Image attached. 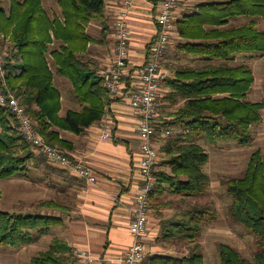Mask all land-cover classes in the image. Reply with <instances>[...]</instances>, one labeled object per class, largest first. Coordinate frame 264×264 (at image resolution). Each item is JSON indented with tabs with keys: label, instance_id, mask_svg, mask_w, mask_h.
Segmentation results:
<instances>
[{
	"label": "trees",
	"instance_id": "16d2710c",
	"mask_svg": "<svg viewBox=\"0 0 264 264\" xmlns=\"http://www.w3.org/2000/svg\"><path fill=\"white\" fill-rule=\"evenodd\" d=\"M7 1V8L0 5V38L9 42L11 53L6 56V73L4 78L0 77V86L5 85L19 98L48 143L71 150L73 143L61 137L60 131L82 134L108 111L110 93L105 78L96 74L84 59L89 43L94 40L86 27L91 21L104 23L105 0H56L61 17L50 16L41 0ZM238 17L245 22L237 25L234 23L238 21L230 22ZM256 19L264 21V0L201 3L197 12L176 22L182 39L177 43L178 49L198 57L202 63L177 66L174 77L164 81L171 89L169 100H182L176 111L169 114L173 118L165 123L169 127L178 126L181 131L169 135L162 146L164 156L159 164L168 170H155L158 181L149 199L160 209L169 204L160 201V197L170 193L177 197L179 205L187 207L182 218L162 224L165 241L174 238L196 241L215 220L210 208L199 207L190 200L206 193L211 182L206 171L209 153L200 140L211 144L235 141L242 145L253 140L250 127L261 120L264 102L246 100L254 74L247 65L236 63L235 56L264 55V28L258 26ZM13 59L18 62L15 66ZM55 73L70 80L82 104L80 109L60 114L61 95L53 84ZM17 126L14 114L0 104V179L24 170L33 154ZM222 184L232 198L229 220L254 234L257 250L249 259L221 242L218 244L221 263L264 264V161L260 150L252 152L241 176L223 177ZM155 204L151 206L160 215ZM61 222L56 215L17 214L0 209V246L29 244L34 240V231L42 235ZM76 262L74 249L58 237L32 258L33 264ZM147 264H205V261L201 245L196 242L188 255L156 254Z\"/></svg>",
	"mask_w": 264,
	"mask_h": 264
},
{
	"label": "crops",
	"instance_id": "0c3cea01",
	"mask_svg": "<svg viewBox=\"0 0 264 264\" xmlns=\"http://www.w3.org/2000/svg\"><path fill=\"white\" fill-rule=\"evenodd\" d=\"M41 1L50 16L61 17L56 0H49L47 5H45L44 0ZM160 1L131 0L128 7L126 20L130 28L129 64L123 76L128 89L138 85L136 68L146 61L147 49L156 36V15L160 7ZM213 1L223 0H180L177 8V20L184 18L187 14L197 12L199 4ZM123 9H126L125 0H105L104 23L91 21L86 27L94 40L89 43L84 59L96 74L104 78L113 63L115 54L114 21L117 13ZM242 19L238 17L237 20L231 19L230 22H240L243 21ZM256 21L260 28H264V23L260 19H256ZM181 40L176 28L174 41L162 57V66L167 72V78L174 77V70L179 63H183V66H196L202 63L198 57L186 55L178 49L177 43ZM257 58L258 55L254 53L237 54L235 62L252 68V64ZM12 62L14 63L13 66L18 64V62L15 63L14 59ZM19 72L20 68L17 67L16 73ZM61 76L55 73L53 84L61 95L60 114L63 115L65 102H67L66 107L68 110L73 109L71 106L73 93L75 95V92L70 80L69 83ZM255 81L256 77L254 75L252 85L255 84ZM170 91L171 89L163 83L159 94L160 104L167 99ZM251 91L252 87L249 93ZM81 106L82 104L80 108ZM107 110L104 118H109L113 125L110 138L100 136L98 123L85 129L82 134H76L68 130L60 131L61 137L73 143V148L69 152L73 156L81 158L92 168L93 175L97 179L95 182H89L56 166L44 154L34 150H32L33 154L26 162L25 169L21 171L25 173L26 182L29 185L43 182L47 186L52 185L55 187L56 191L52 192L51 197L48 195L49 193L43 195L42 203L32 204L28 209V211L33 212L31 214L56 215L62 219L60 224L53 226L56 231H60V236L55 237L67 241L76 254L82 250L87 251L94 258L95 264H122L120 257L123 256L125 250L133 242L128 224L132 216L135 195L142 184L140 173V145L142 139L136 130L137 115L131 108L127 97L109 95ZM170 129L162 126L159 135L155 130L152 140L156 147L161 143L158 138L168 134L165 132L166 130L171 134L173 133L172 135L181 131L178 126H173ZM206 171L208 172L207 166ZM17 173L10 176L8 184L16 179L14 177ZM1 180L0 197L4 194ZM49 201L52 203L47 204L46 202ZM171 209L183 214L180 207ZM173 218L172 220H176L182 218V216L174 215ZM163 221L160 215L155 214V209L151 206L150 201L142 264H147L149 258L156 254L183 256L187 255L186 252L190 249L189 245L192 242L189 243L188 241H184L185 244L181 246H178L176 241L170 244L163 243L161 228L166 220ZM174 240L176 239L174 238ZM2 247L7 246H0V264H19L18 254L4 250L5 248ZM41 251L43 250H39V252ZM34 256L32 255L30 258L31 263Z\"/></svg>",
	"mask_w": 264,
	"mask_h": 264
},
{
	"label": "built area",
	"instance_id": "2783aa9c",
	"mask_svg": "<svg viewBox=\"0 0 264 264\" xmlns=\"http://www.w3.org/2000/svg\"><path fill=\"white\" fill-rule=\"evenodd\" d=\"M180 0H161L156 15L157 33L147 49L146 61L136 68L138 85L126 89L123 76L129 64L130 28L127 23L128 7L131 0H125L126 9L117 13L114 21L116 47L113 63L105 74V85L112 96H124L129 100L131 108L137 115L136 130L142 139L140 145V173L142 184L135 195L132 216L128 224L133 242L120 257L122 264H142L144 260V238L148 229L150 209V193L158 178L155 175L158 150L153 143L155 134V118L160 106L159 94L167 72L162 66V57L174 41L177 22V8ZM6 57L0 51V77L4 78ZM0 104L5 105L17 119V131L31 145L32 150L40 152L56 166L84 178L89 182L97 179L93 170L81 158L73 156L69 150L48 143L36 129V121L27 112L26 107L5 85L0 86ZM102 138L112 136L113 125L109 118L98 122ZM169 133L168 130L165 131ZM74 264H95L94 258L87 251L76 254Z\"/></svg>",
	"mask_w": 264,
	"mask_h": 264
},
{
	"label": "rangeland",
	"instance_id": "374dc122",
	"mask_svg": "<svg viewBox=\"0 0 264 264\" xmlns=\"http://www.w3.org/2000/svg\"><path fill=\"white\" fill-rule=\"evenodd\" d=\"M44 1L45 5H47L49 0ZM0 5L7 8L8 1L0 0ZM242 22L245 21L235 22L234 24L237 25ZM1 40L0 51L6 57L9 55V53H11V45L7 40ZM181 64L183 65V63H179L178 66ZM251 70L256 77V81L255 84L251 86L252 91L248 93L246 100L252 102H264V55H258V58L252 64ZM61 78L69 82V79L66 77L61 76ZM72 100L71 108L79 109L81 104L74 93ZM66 104L67 102L64 103L65 108L63 109V115H65L66 111L68 110ZM181 104L182 100L178 102H172L168 97L164 102H162V104H160L158 116L155 118L156 130L158 132L157 135L160 134L162 126L166 129L173 128V126L169 127L166 125L165 121H169L173 118L172 116H169V114L175 112ZM250 130L253 135V140L248 145H242L235 141L211 144L207 141L200 140L209 153V161L206 166L211 177V182L206 193L197 195L190 200H192L191 203L200 205L199 207L210 208L211 212L215 214V220L209 223L208 226L202 230L201 235L196 241H188L189 243L192 242V244L189 245L190 249H188V252L186 253L187 255L191 253L195 243H199L201 245L205 264H222L219 258L218 248V244L221 242L227 243L234 247L240 251L244 257L249 259L253 258V255L257 250L256 237L254 234L244 226L232 223L229 220L228 207L232 201V198L227 192L226 186L222 184L223 177L241 176L243 174L245 168L247 167L249 157L254 150H260L264 161V109L261 111V120L252 124ZM172 134L168 133L162 138H158L160 139L161 143L158 144V147H156L158 150V160L155 170H168L166 166L160 165L159 162H161L164 156L162 146L164 145L166 138ZM21 172L22 171H19L15 175L14 178L16 179H14L12 183L8 184V180L11 177L1 180V186L3 188L4 194L2 197H0V209L17 214L33 213L28 211L29 207L32 204L42 203L44 199L42 198L43 195L49 193L48 195L51 197V195H53L52 192H55L56 190L52 185L47 186L43 184V182L37 183L36 185L27 184L26 175L24 172ZM159 200L162 202H169V204H166L159 209V206L155 204L156 202L151 201V203L155 204L159 210L160 217L164 220L163 222H165V220L167 221L174 219V215H183L180 212L172 211L171 208L176 209V207H180L182 211L186 210L187 208L186 206L179 205V200L177 197H174V195H171L170 193H166L164 196L160 197ZM155 214L157 215L156 211ZM59 233L60 231H56V229H54L52 226L45 234L42 235H37L36 231H34V240L29 244L22 245L20 247L2 248H5L4 250L16 252L19 258V264H32L30 261L32 255L36 256L39 253V250H45L50 245L55 236H60ZM175 239L176 240L172 241L169 240L170 242L163 239L162 240L164 241V244H170L171 242L173 243L175 241L178 243V246L185 244L184 240H180L178 238Z\"/></svg>",
	"mask_w": 264,
	"mask_h": 264
}]
</instances>
